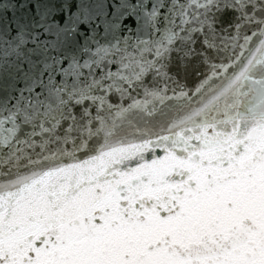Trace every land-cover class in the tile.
Listing matches in <instances>:
<instances>
[{
    "label": "snow or ice",
    "instance_id": "1",
    "mask_svg": "<svg viewBox=\"0 0 264 264\" xmlns=\"http://www.w3.org/2000/svg\"><path fill=\"white\" fill-rule=\"evenodd\" d=\"M0 264H264V0H0Z\"/></svg>",
    "mask_w": 264,
    "mask_h": 264
}]
</instances>
